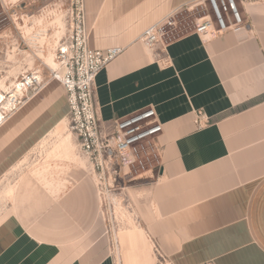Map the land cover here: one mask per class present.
<instances>
[{
    "label": "crops",
    "instance_id": "0c3cea01",
    "mask_svg": "<svg viewBox=\"0 0 264 264\" xmlns=\"http://www.w3.org/2000/svg\"><path fill=\"white\" fill-rule=\"evenodd\" d=\"M191 1L85 0L89 46L125 48L97 77L99 118L153 106L164 126L159 173L128 189L138 226L115 253L101 228L55 240L8 217L0 264H157L156 246L173 264H264V0L239 2L242 32L204 42L189 24L165 45L138 41Z\"/></svg>",
    "mask_w": 264,
    "mask_h": 264
},
{
    "label": "rangeland",
    "instance_id": "374dc122",
    "mask_svg": "<svg viewBox=\"0 0 264 264\" xmlns=\"http://www.w3.org/2000/svg\"><path fill=\"white\" fill-rule=\"evenodd\" d=\"M71 18L72 0H0L4 102L14 104L19 81L37 78L0 123V223L18 218L30 231L55 240L101 228L111 245L114 229L119 234L138 226L128 189L145 179H123L111 201L99 192L92 164L69 125L66 90L58 76L63 72L58 48L70 34ZM176 18L184 27L194 14L183 11ZM50 59L59 66H50ZM62 119L67 130L58 133Z\"/></svg>",
    "mask_w": 264,
    "mask_h": 264
},
{
    "label": "built area",
    "instance_id": "2783aa9c",
    "mask_svg": "<svg viewBox=\"0 0 264 264\" xmlns=\"http://www.w3.org/2000/svg\"><path fill=\"white\" fill-rule=\"evenodd\" d=\"M237 1L244 4L247 0H192L147 28L138 41L153 49L177 37L189 24L194 26V31L204 42L228 31L242 32L247 29L248 21ZM183 11L193 13L194 18L181 27L176 15ZM89 39L85 0H72L70 34L58 48V58L63 69L58 76L66 90L69 125L81 151L92 164L99 192L111 201L123 179L128 177L135 181L141 177L146 178L149 174L157 173L156 169L159 173L163 152L159 138L164 126L153 106L136 110L110 124L102 122L97 113L96 80L99 73L120 56L125 48L92 49ZM35 82V77H27L19 81L17 88L21 86L28 90ZM17 101L14 100L10 108L4 109L3 118L13 111ZM203 120L204 115L200 112L197 122L201 126L208 123ZM111 247L117 252L119 244L115 229ZM154 252L157 264H173L158 246Z\"/></svg>",
    "mask_w": 264,
    "mask_h": 264
},
{
    "label": "bare ground",
    "instance_id": "6f19581e",
    "mask_svg": "<svg viewBox=\"0 0 264 264\" xmlns=\"http://www.w3.org/2000/svg\"><path fill=\"white\" fill-rule=\"evenodd\" d=\"M42 40V39H41ZM38 41V40H37ZM54 58L56 59V56H55V54H54ZM49 64H50V66H54V67H56L57 65L59 66V62H58V64L56 65L53 61H52V59H50V61H49ZM58 68V67H57ZM37 79V78H36ZM23 90H24V88H22L21 86L20 87H18V88H16V90L15 91H13V94H12V97H13V99H12V101H14V100H16L17 101V98L19 97V95L20 94H22L23 93ZM11 97V98H12ZM9 101V102H8ZM8 101H6V102H4V100H3V97H2V95L0 94V120H4V114H5V112H4V109H8V108H10L9 107V104H10V101L11 100H8ZM2 120V121H3ZM65 130H67V126H66V119H62V120H60L59 122H58V124H57V127H56V132H58V133H63V132H65ZM71 134V133H70ZM70 134L68 135V137L70 136ZM92 169V168H91ZM90 171V170H89ZM12 193H13V191H12Z\"/></svg>",
    "mask_w": 264,
    "mask_h": 264
}]
</instances>
